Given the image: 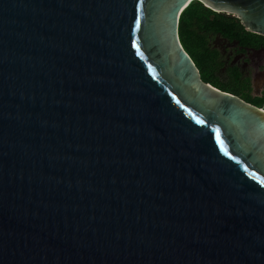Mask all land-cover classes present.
<instances>
[{
	"label": "water",
	"instance_id": "obj_1",
	"mask_svg": "<svg viewBox=\"0 0 264 264\" xmlns=\"http://www.w3.org/2000/svg\"><path fill=\"white\" fill-rule=\"evenodd\" d=\"M194 1L0 0V264H264V109L201 78Z\"/></svg>",
	"mask_w": 264,
	"mask_h": 264
},
{
	"label": "flooded vegetation",
	"instance_id": "obj_2",
	"mask_svg": "<svg viewBox=\"0 0 264 264\" xmlns=\"http://www.w3.org/2000/svg\"><path fill=\"white\" fill-rule=\"evenodd\" d=\"M216 22L214 27L218 28ZM240 23L230 24L232 36L217 31L205 37L216 54L210 84L264 109V35L248 31Z\"/></svg>",
	"mask_w": 264,
	"mask_h": 264
},
{
	"label": "trees",
	"instance_id": "obj_3",
	"mask_svg": "<svg viewBox=\"0 0 264 264\" xmlns=\"http://www.w3.org/2000/svg\"><path fill=\"white\" fill-rule=\"evenodd\" d=\"M216 21L219 22L218 28L214 27ZM233 21L240 23L238 18L233 19L222 13L218 15L213 9L204 6L201 1L189 4L180 16V40L198 66L201 78L205 82H213L211 74L215 70L216 58L215 50L207 45L205 37L209 32L217 31L223 35L232 36L228 28Z\"/></svg>",
	"mask_w": 264,
	"mask_h": 264
}]
</instances>
